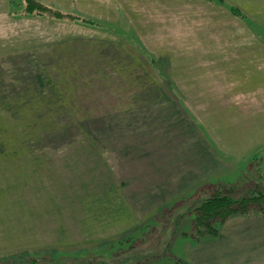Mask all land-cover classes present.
Listing matches in <instances>:
<instances>
[{"label": "rangeland", "instance_id": "rangeland-1", "mask_svg": "<svg viewBox=\"0 0 264 264\" xmlns=\"http://www.w3.org/2000/svg\"><path fill=\"white\" fill-rule=\"evenodd\" d=\"M39 1L0 0V264H264L256 219L194 236L264 192V0Z\"/></svg>", "mask_w": 264, "mask_h": 264}, {"label": "trees", "instance_id": "trees-1", "mask_svg": "<svg viewBox=\"0 0 264 264\" xmlns=\"http://www.w3.org/2000/svg\"><path fill=\"white\" fill-rule=\"evenodd\" d=\"M24 2L27 6V10H29L27 11L29 14H32L39 9H44V4L39 0H24ZM38 12H40L41 15L44 14L43 11ZM48 12L54 17L60 16V13H56V11H54V13L52 11ZM229 12L233 17H244L241 11H236L233 9V11ZM8 153H6V155L10 156L11 154ZM250 163L251 171H254L257 174H255V176L252 178L253 180H250V178L245 174L244 176L246 177L244 178L246 179L244 182L247 181L251 183V181H253L257 185H264V162H261L260 156L256 155L252 158V161ZM256 164L258 167H255ZM257 176L260 177L259 180ZM243 184L238 182V186L233 184V187H226V184L222 185L220 183L218 185L211 184L207 186L209 187V189L213 190L212 194L209 197L202 198L200 200V205L197 208H194L197 212L194 217V236L196 238L200 239L203 235H218L219 230L217 224L225 222L232 216L249 215L253 213L264 214L263 191L251 188V190H245V193L239 198H235L231 195L234 191H237V189H239V186H242ZM87 209L88 211L84 212L88 214L90 210L89 208H85V210Z\"/></svg>", "mask_w": 264, "mask_h": 264}, {"label": "crops", "instance_id": "crops-1", "mask_svg": "<svg viewBox=\"0 0 264 264\" xmlns=\"http://www.w3.org/2000/svg\"><path fill=\"white\" fill-rule=\"evenodd\" d=\"M188 165H189V162H188ZM262 217H264V215H255V216H249V215H235V216H232V217H230L228 220H226L225 222H223V223H221L220 225H219V227H218V230H219V232H218V235H223V233H226L225 231H224V229L225 228H227V227H229V228H231V227H241L240 226V224H243V223H246L247 221H245V219H253V220H257V223H255V224H259V223H264V221H263V219H262ZM258 218V219H257ZM230 222V223H229ZM230 224V225H227V224ZM263 227H264V225L262 226V227H258L259 229H260V233H258V232H254V236L256 237L257 235L258 236H261V237H263L264 236V234H261V233H264L263 232ZM252 228V227H251ZM250 228V229H251ZM253 229H254V227H253ZM241 228H238V244H239V241H240V239H241V237L242 236H240V234H242L243 233V231L244 230H248V228H246V229H243L242 230V232H241ZM221 231H223V233H221ZM231 231H233V230H231ZM250 232H251V230H249ZM264 240V238H261V243H262V245L264 246V243L262 242ZM255 243V242H254ZM240 245V244H239ZM241 249H243V246H239L238 247V252L239 251H241ZM242 251H244V250H242ZM248 251V250H247ZM250 251H248V253H249ZM248 253H246V254H248ZM251 253H253V252H250V254ZM255 257H257L256 255H254L253 256V258H255Z\"/></svg>", "mask_w": 264, "mask_h": 264}]
</instances>
